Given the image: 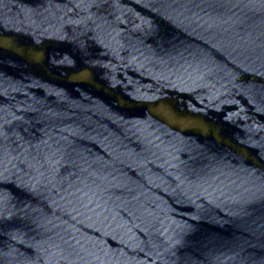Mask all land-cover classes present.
Masks as SVG:
<instances>
[{
    "label": "water",
    "instance_id": "obj_1",
    "mask_svg": "<svg viewBox=\"0 0 264 264\" xmlns=\"http://www.w3.org/2000/svg\"><path fill=\"white\" fill-rule=\"evenodd\" d=\"M0 264H264V0H0Z\"/></svg>",
    "mask_w": 264,
    "mask_h": 264
}]
</instances>
